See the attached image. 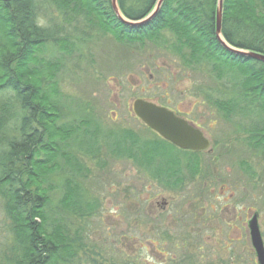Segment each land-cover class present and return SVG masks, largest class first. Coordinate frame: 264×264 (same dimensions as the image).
<instances>
[{"label":"rangeland","instance_id":"rangeland-1","mask_svg":"<svg viewBox=\"0 0 264 264\" xmlns=\"http://www.w3.org/2000/svg\"><path fill=\"white\" fill-rule=\"evenodd\" d=\"M35 2L37 18L46 22L42 27L58 31L62 40L45 44L39 54L58 64L53 81L60 124L84 120L98 128L94 149L71 141L65 150L77 159L82 175L65 169L48 177V215L80 234L74 264H257L247 222L258 214L264 245V154L248 148L239 127L224 121L206 100L209 91L222 96L219 82L204 67L183 68L167 50V34L159 46L120 45L102 33L91 6L89 23L76 18L71 5L63 11L64 2L59 10L52 1ZM9 97L1 92L0 102ZM136 99L178 112L209 139V149L196 156L198 174L183 188L169 191L139 161L112 153L109 135L158 141L132 114ZM127 145L131 141L120 144ZM177 155L180 172L188 176V155ZM65 180L76 182L92 205L83 218L58 204ZM12 247L0 201V264H10Z\"/></svg>","mask_w":264,"mask_h":264},{"label":"trees","instance_id":"trees-1","mask_svg":"<svg viewBox=\"0 0 264 264\" xmlns=\"http://www.w3.org/2000/svg\"><path fill=\"white\" fill-rule=\"evenodd\" d=\"M46 1L54 2L58 10L64 2L63 11L71 5L79 13L75 17L89 23L91 6L100 16L102 33L112 34L120 45L159 46L167 34L171 41L167 50L183 68L204 67L219 82L225 95L210 91L206 95L218 115L239 127L248 148L264 154V64L233 55L219 45L215 37L217 0H164L156 15L141 27L120 23L110 0ZM135 1L118 0L121 15L131 22L144 19L157 0ZM37 12L35 0H0V93L10 94L0 102V201L13 237L10 264H74L80 234H71L48 215V177L65 169L82 175L77 159L65 150L71 141L77 148L94 149L98 128L84 120L60 124L54 101L58 89L53 81L58 64L39 54L45 44L62 40L58 31L38 24ZM221 33L229 46L264 55V0H223ZM236 118L239 122L233 121ZM125 140L132 145L120 146ZM109 141L114 155L139 161L169 191L183 188L199 172L196 153L179 152L160 138L147 144L124 133L109 135ZM137 152L138 157L133 156ZM177 153L188 155L184 163L188 176L180 172ZM63 184L58 204L83 218L92 205L76 182L65 180Z\"/></svg>","mask_w":264,"mask_h":264},{"label":"water","instance_id":"water-1","mask_svg":"<svg viewBox=\"0 0 264 264\" xmlns=\"http://www.w3.org/2000/svg\"><path fill=\"white\" fill-rule=\"evenodd\" d=\"M163 1L164 0H157L155 7L145 18L135 22L128 21L121 15L118 8V0H110V5L114 15L120 23L130 27H141L156 15ZM222 4L223 0H217L215 9V37L219 45L225 51L233 55L252 59L264 64V55L239 50L229 46L225 42L221 33ZM131 112L149 130L156 133L164 141L181 150L203 152L210 147L209 140L203 136V133L200 130L194 128L186 120L176 116L167 108L148 101L136 99L131 103ZM257 218V213L253 214L248 221L247 227L256 262L257 264H264V245L259 231Z\"/></svg>","mask_w":264,"mask_h":264},{"label":"clouds","instance_id":"clouds-1","mask_svg":"<svg viewBox=\"0 0 264 264\" xmlns=\"http://www.w3.org/2000/svg\"><path fill=\"white\" fill-rule=\"evenodd\" d=\"M45 23H46V22H45L43 19H38V24H39L40 26H44Z\"/></svg>","mask_w":264,"mask_h":264},{"label":"bare ground","instance_id":"bare-ground-1","mask_svg":"<svg viewBox=\"0 0 264 264\" xmlns=\"http://www.w3.org/2000/svg\"><path fill=\"white\" fill-rule=\"evenodd\" d=\"M147 24V23H146Z\"/></svg>","mask_w":264,"mask_h":264},{"label":"flooded vegetation","instance_id":"flooded-vegetation-1","mask_svg":"<svg viewBox=\"0 0 264 264\" xmlns=\"http://www.w3.org/2000/svg\"><path fill=\"white\" fill-rule=\"evenodd\" d=\"M204 134V133H203Z\"/></svg>","mask_w":264,"mask_h":264}]
</instances>
